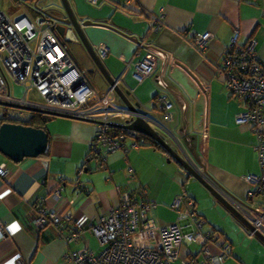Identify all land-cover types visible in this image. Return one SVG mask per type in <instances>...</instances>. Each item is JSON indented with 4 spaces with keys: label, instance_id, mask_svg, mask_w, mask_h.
<instances>
[{
    "label": "crops",
    "instance_id": "1",
    "mask_svg": "<svg viewBox=\"0 0 264 264\" xmlns=\"http://www.w3.org/2000/svg\"><path fill=\"white\" fill-rule=\"evenodd\" d=\"M69 1L79 19L96 23L85 26L84 32L95 51L107 46L109 52L102 62L115 80L123 76L120 87L133 105L158 118L156 99L166 95L174 105L169 129L192 163L201 171L205 168L232 197L251 204L249 195L255 187L244 177L262 174L254 149L257 136L250 126L236 123V115L243 108L217 74V67L222 65L234 30L239 32L240 46L256 41L257 58L264 62V0H99L97 5L88 0ZM161 12L166 24L158 33L150 34L153 16ZM196 33L213 35L204 55L190 43V35ZM69 34L77 49L74 52L67 46L66 50L83 73L91 74V86L98 93L110 92L111 85L85 47L72 32ZM126 35L148 39L158 56L154 76L141 83L128 64L143 59L147 49L138 48ZM111 98L115 108H126L116 93ZM29 113L19 112L24 121L4 122H26ZM98 128L93 121L52 117L46 125L49 145L44 155L14 163L0 152V168L8 171L6 177L0 176V224L4 227L0 264H67L64 255L70 250L96 251L99 241L91 226L119 205L121 191L133 193L139 188L146 189L148 199L156 203L155 211L163 224L177 220L173 202L187 193L196 203L203 231L216 237L213 250L230 245L231 254L223 264H264V243L203 185L188 181L164 148L139 146L103 153L106 161L102 163L89 158ZM58 188L61 195L55 198ZM254 202L257 204L251 208L259 211L263 198L257 195ZM41 210L56 211L66 226L64 232L48 224L36 227L30 216ZM74 227L80 230L79 238L68 244L61 233L68 234ZM201 250L197 243L189 245L182 249L181 258H201Z\"/></svg>",
    "mask_w": 264,
    "mask_h": 264
},
{
    "label": "built area",
    "instance_id": "2",
    "mask_svg": "<svg viewBox=\"0 0 264 264\" xmlns=\"http://www.w3.org/2000/svg\"><path fill=\"white\" fill-rule=\"evenodd\" d=\"M97 5L99 0H88ZM33 17L25 11L17 19L9 18L0 11V101L7 104L28 106L40 110L66 114L78 119H85L98 124V132L91 144V159L105 162L103 155L118 150L139 148L136 138L141 135L136 131L113 126L132 124L141 118L162 137L170 140L182 158L192 166L190 156L185 152L180 140L169 129L173 120L172 101L166 96L157 97L158 118H154L137 108L118 109L113 105L110 92L98 93L90 84L70 53L64 48L57 34L51 30L54 26L46 14L36 10ZM163 12L153 16L150 34L158 33L165 25ZM47 25V28H43ZM189 33V32H188ZM190 34V33H189ZM239 32L234 30L229 49L226 51L222 65L217 67V74L225 81L226 88L240 102L242 111L236 115V123L248 125L257 136L255 150L260 157L262 174L250 175L244 180L254 189L250 192L251 204H245L222 189V197L233 206L254 228L264 235V203L259 211L251 207L257 195L264 200V62L256 55V41L245 46L237 42ZM211 33L190 35L191 45L202 55L205 54ZM138 48L147 49L143 59L128 64L134 67V76L141 83L153 77L158 68V56L148 39H141ZM105 45L97 48L101 59L108 55ZM123 76L116 80L120 86ZM21 85L25 91L22 98L15 97V85ZM38 93L43 103L30 99L31 92ZM21 109L0 105V123L4 121H24L19 112ZM29 119L31 113H29ZM28 119V120H29ZM119 119V120H117ZM131 140V144L127 142ZM101 154V155H100ZM132 172V170H130ZM8 171L0 168V176L6 177ZM81 184L77 185V188ZM61 189L55 190L54 197L59 198ZM156 203L148 199V192L141 188L139 196L129 191L120 192V203L103 214L91 226V232L103 247L99 252L87 248L70 250L64 255L67 264H223L230 256V245H223L214 251L216 237L203 231V221L197 215L195 201L186 194L178 195L172 205L178 217L175 222L163 224L156 214ZM30 220L38 228H45L48 222L60 232L66 226L54 210L33 211ZM4 227L0 224V234ZM79 229L74 227L68 234L61 233V238L70 243L79 238ZM199 244L202 247L201 258L196 256L189 260L181 258L183 248ZM19 264H25L20 261Z\"/></svg>",
    "mask_w": 264,
    "mask_h": 264
},
{
    "label": "water",
    "instance_id": "3",
    "mask_svg": "<svg viewBox=\"0 0 264 264\" xmlns=\"http://www.w3.org/2000/svg\"><path fill=\"white\" fill-rule=\"evenodd\" d=\"M20 2L34 1V6L36 10H40L37 6L40 0H19ZM60 4L57 7H49L44 14L47 15L48 19L54 23L51 30L62 38L60 41L61 45L66 48L68 46L66 38L69 32H72L85 47L89 53L94 66L101 73V75L106 79V81L111 85L115 86V93L122 99L125 103L126 108L131 111H137V108L128 98V93L123 91V89L116 85V80L108 73L106 67L104 66L102 59L98 56L95 49L88 40L84 27L88 25L96 24L92 20L83 21L79 19L78 14L73 10L72 5L69 0H60ZM42 10V9H41ZM98 24V23H97ZM45 25L43 28H47ZM120 31V30H119ZM122 33V32H121ZM128 36L131 40L139 43L138 39ZM0 105L13 107L16 109L25 110L28 112H39L52 117H66L71 119H78L66 114L55 113L45 110H40L28 106H19L7 104L0 101ZM84 121H89L85 119H80ZM20 123L4 122L0 125V152L12 160L14 163H20L25 158H38L47 152L49 145V134L45 129L34 128L26 126ZM113 126L120 127L124 129H130L136 131L140 135L154 139L157 143L164 148L171 157H173L177 163L182 167V169L187 173L189 177L195 178L203 187H205L211 195L219 202L222 203L231 214L238 219L244 226H246L251 233H253L260 241L264 243V235L257 231L254 226L245 219L233 206H231L219 193L218 189L225 191L220 184L213 181V179L207 174L206 169L203 171L199 169L195 164L192 166L187 163L178 153L177 150L173 149L166 139L160 136L149 123L141 118H137L132 124H116ZM198 165V164H197Z\"/></svg>",
    "mask_w": 264,
    "mask_h": 264
},
{
    "label": "rangeland",
    "instance_id": "4",
    "mask_svg": "<svg viewBox=\"0 0 264 264\" xmlns=\"http://www.w3.org/2000/svg\"><path fill=\"white\" fill-rule=\"evenodd\" d=\"M23 4H25V5L28 4L30 7H34V5H35L34 2H32V1H26L24 3L18 4V2L15 1V0H0V11L3 12V13H5L11 19H17V18L21 17L23 14H25L26 6L23 5ZM39 5L46 6L47 8H49V7H52V8L54 7L55 8V7H57V6L61 5V4H60V0H40L39 1ZM88 5L89 6H92L90 4H88ZM69 47H70V49L72 51L76 52L77 46L75 44H73L72 42H70ZM14 91H15V97L22 98L25 89H24L23 86L17 84V85H15ZM30 99L32 101H34V102H37V103H43L41 101L40 97H38L37 94H36V92H34V91L31 92ZM173 165L175 167H178V169H179V166H178V163H177L176 160L173 162ZM180 170H181V172L184 175H187V173L182 168H180ZM187 178H188V181L189 180L197 181L195 178L189 177L188 175H187ZM103 247H105V246H103ZM103 247L101 246L100 243L99 244L97 243L96 246H95V249H96L97 252H99L100 250L103 249Z\"/></svg>",
    "mask_w": 264,
    "mask_h": 264
},
{
    "label": "trees",
    "instance_id": "5",
    "mask_svg": "<svg viewBox=\"0 0 264 264\" xmlns=\"http://www.w3.org/2000/svg\"><path fill=\"white\" fill-rule=\"evenodd\" d=\"M32 2H34V1H32ZM25 5V4H24ZM26 6V12H28V13H30V15H32L33 17H35L36 15H37V12H36V9L34 8V7H30L28 4L27 5H25ZM57 37H58V39L61 41L62 40V38H60V36L59 35H57ZM66 40V39H65ZM66 42H67V44H68V46H69V44H70V40H66ZM92 73V72H91ZM87 77L90 79L91 78V74L88 72L87 73ZM50 118H52V116H49V115H46V114H43V113H39V112H32L31 113V118L28 120V121H26V122H24V123H22V124H24V125H26V126H30V127H34V128H39V129H45L46 130V125H47V122H48V120L50 119ZM14 123H18V122H14ZM2 123H0V125H1ZM252 130V129H251ZM136 142L139 144V146L140 147H142V146H151V147H155V148H161V146H160V144L159 143H157L154 139H152V138H149V137H146V136H143V135H141L139 138H136ZM256 145H257V143H256ZM256 145H255V147H256ZM255 147H254V149H255ZM256 151V150H255ZM257 152V151H256ZM101 155V154H100ZM182 168V167H181ZM140 189L141 188H139V189H137V190H135L136 191V193H139L140 192ZM134 191V192H135ZM131 193H132V191H130ZM133 192V193H134ZM132 193V194H133ZM136 193H134V195L136 194ZM183 194H186V195H188L187 193H183ZM189 196V195H188ZM197 215H198V213H197ZM198 217H199V215H198ZM48 225H51L50 224V222H48ZM72 231V230H71ZM208 232H210V231H208Z\"/></svg>",
    "mask_w": 264,
    "mask_h": 264
},
{
    "label": "flooded vegetation",
    "instance_id": "6",
    "mask_svg": "<svg viewBox=\"0 0 264 264\" xmlns=\"http://www.w3.org/2000/svg\"><path fill=\"white\" fill-rule=\"evenodd\" d=\"M15 1H17L18 2V4H21V3H24V2H20L19 0H15ZM26 2V1H25ZM24 5V4H23ZM38 7V6H37ZM34 8H35V6H34ZM40 10L42 9V8H40V7H38ZM41 11H43V13L46 11V10H44V9H42ZM70 33V32H69ZM68 36H71V34H68ZM68 36H67V38H66V40H69L68 39Z\"/></svg>",
    "mask_w": 264,
    "mask_h": 264
},
{
    "label": "clouds",
    "instance_id": "7",
    "mask_svg": "<svg viewBox=\"0 0 264 264\" xmlns=\"http://www.w3.org/2000/svg\"><path fill=\"white\" fill-rule=\"evenodd\" d=\"M11 121H15V120H11Z\"/></svg>",
    "mask_w": 264,
    "mask_h": 264
}]
</instances>
